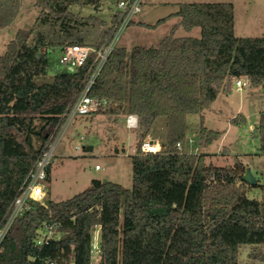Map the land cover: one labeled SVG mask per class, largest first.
Instances as JSON below:
<instances>
[{
  "label": "trees",
  "instance_id": "trees-1",
  "mask_svg": "<svg viewBox=\"0 0 264 264\" xmlns=\"http://www.w3.org/2000/svg\"><path fill=\"white\" fill-rule=\"evenodd\" d=\"M103 1L35 0V22L18 29L0 54V228L94 65L92 53L75 70L39 82L49 70L41 49L100 48L117 22L116 10L108 24L71 7L100 10ZM110 1L116 7L119 0ZM19 5L20 0H0V28L16 17ZM171 15L180 21L156 47L114 48L89 91L107 100L104 112L114 120L128 113L138 118L132 188L93 179L66 200L31 201L0 244V264H91L94 227L100 230L99 264H239L243 244L261 247L253 255L264 263V169L250 185L242 179L243 162L215 165L207 153H187L183 147L187 116L198 113L203 120L219 93L231 91V76L246 75L251 86L264 85V34L237 36L231 2L182 3ZM170 16L139 23L155 27ZM180 26L199 27L201 36H175ZM93 32L100 38L90 42ZM159 117L165 118L166 148L142 153ZM231 120L238 124L246 118L239 113ZM256 127L264 156V110ZM220 135L201 124V144ZM253 187L261 199L248 196ZM46 226L57 237L38 244Z\"/></svg>",
  "mask_w": 264,
  "mask_h": 264
},
{
  "label": "rangeland",
  "instance_id": "rangeland-1",
  "mask_svg": "<svg viewBox=\"0 0 264 264\" xmlns=\"http://www.w3.org/2000/svg\"><path fill=\"white\" fill-rule=\"evenodd\" d=\"M188 2H231L234 5V30L237 36L256 37L264 34V0H144L141 11L121 32L116 42L117 47L127 49L136 45L156 47L164 36L171 33L172 25L180 21L179 16L171 14L179 9L180 4ZM113 7L110 0H104L100 10H95L92 5L72 6L71 10L82 16L95 14L110 24ZM37 13L35 0H20L16 17L10 24L0 28V54L4 53L6 43L15 36L18 29L33 25ZM167 16L170 17L155 27L139 23L141 20L155 24L160 18ZM174 35L200 37L201 31L199 27L187 31L180 26ZM95 37L99 39L100 33L93 32L87 39L91 42ZM46 56L49 61L48 74L38 77L39 82L51 81L55 73L67 70L60 62V47L48 49ZM230 89L229 93L223 91L219 93L204 111L203 120L198 113L187 116L184 151L206 152L208 162L220 166H231L241 161L246 165V171L250 169L257 179H261L264 156L259 151L260 140L256 126L259 123V114L264 110V85L257 87L249 85L241 90L235 87ZM239 113L246 121L240 120L237 124L231 117ZM164 121V117H159L149 133L150 140L155 137L157 148L160 150L166 148L165 123L163 126L159 125ZM201 124L220 132V137L207 145H200ZM137 132V127H127L122 117L114 120L104 111L74 118L56 146L50 167V192L47 198L54 201L71 198L86 189L93 179L117 182L131 189L132 155L136 153L139 140ZM190 138L193 140L190 141ZM88 147L92 149L86 150ZM96 165L100 169H96ZM248 196L261 199L262 194L259 188L253 187L249 190ZM92 235L91 264H99V227L93 228ZM259 248L261 247L243 244L240 248L239 264H264L253 255Z\"/></svg>",
  "mask_w": 264,
  "mask_h": 264
},
{
  "label": "built area",
  "instance_id": "built-area-1",
  "mask_svg": "<svg viewBox=\"0 0 264 264\" xmlns=\"http://www.w3.org/2000/svg\"><path fill=\"white\" fill-rule=\"evenodd\" d=\"M143 1L144 0L118 1L115 7L116 13L118 15L117 22L114 24L110 36L100 48L83 44L66 45L61 48L60 62L71 71L85 64L90 55L95 53L92 73L82 92L72 103L68 111L63 114L62 124L51 136L49 143L32 168L21 192L16 197L7 222L2 228H0V244L13 221L18 216L23 214L25 210L30 208L31 201L45 203V201L48 199L47 197L50 192L49 170L52 164L54 152L57 144L61 140L64 132L71 124L73 119L77 116L90 115L92 113L105 111L107 109V100L91 96L89 91L95 79L99 75L102 67L108 60L111 52L117 47L116 42L121 32L133 21L136 14L141 11ZM230 85L232 88L235 87L237 90H241L243 87L250 85V80L246 75L231 76ZM126 121L130 128H136L138 126V118H132L131 114L127 116ZM192 140L193 139L190 138V141ZM178 146L181 147V144ZM140 149L142 153H155L159 150L157 148L156 142L151 140H144ZM96 169H100V167L96 165ZM54 233L55 231L53 229L46 226L39 231L37 243L42 244L52 237H57V234Z\"/></svg>",
  "mask_w": 264,
  "mask_h": 264
},
{
  "label": "crops",
  "instance_id": "crops-1",
  "mask_svg": "<svg viewBox=\"0 0 264 264\" xmlns=\"http://www.w3.org/2000/svg\"><path fill=\"white\" fill-rule=\"evenodd\" d=\"M113 12H115V6L113 7ZM140 22H142L141 20H140ZM143 23H146V22H143ZM178 22H176V23H174L172 26H174L175 24H177ZM6 48V47H5ZM48 49H52V48H42L41 49V52H43V53H46L47 54V52H48ZM231 92V91H230ZM129 114H131V113H128V114H123V115H121L120 117H122V120H123V122H124V124L127 126V127H129L128 125H127V121H126V118H127V116L129 115ZM132 115V118L133 117H137L135 114H131ZM233 117H231V119H232ZM164 123H165V121L163 122V123H159V125L160 126H163L164 125ZM130 128V127H129ZM132 128H135V127H132ZM149 137H151V136H147V138H149ZM194 137V136H193ZM146 138V140H150V138L149 139H147ZM151 139H153V140H151V141H153V142H157V140L155 139V137H152ZM193 139V138H192ZM200 145H202L201 143H200ZM89 148V147H88ZM91 149H92V147H91ZM90 149V150H91ZM160 150V149H159ZM118 152V151H117ZM116 152V153H117ZM204 153H206V152H204ZM49 174H51V168H50V173ZM50 180H51V176H50V179H49V182H50Z\"/></svg>",
  "mask_w": 264,
  "mask_h": 264
},
{
  "label": "water",
  "instance_id": "water-1",
  "mask_svg": "<svg viewBox=\"0 0 264 264\" xmlns=\"http://www.w3.org/2000/svg\"><path fill=\"white\" fill-rule=\"evenodd\" d=\"M90 149H91V147L87 148L86 150H90ZM242 179L250 185H256L257 184V178L251 173L250 169H247V171L243 175Z\"/></svg>",
  "mask_w": 264,
  "mask_h": 264
}]
</instances>
